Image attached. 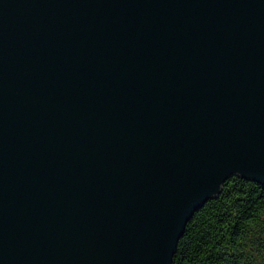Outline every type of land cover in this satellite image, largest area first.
<instances>
[{
	"label": "water",
	"instance_id": "obj_1",
	"mask_svg": "<svg viewBox=\"0 0 264 264\" xmlns=\"http://www.w3.org/2000/svg\"><path fill=\"white\" fill-rule=\"evenodd\" d=\"M232 175L264 183V0H0V264H172Z\"/></svg>",
	"mask_w": 264,
	"mask_h": 264
},
{
	"label": "trees",
	"instance_id": "obj_2",
	"mask_svg": "<svg viewBox=\"0 0 264 264\" xmlns=\"http://www.w3.org/2000/svg\"><path fill=\"white\" fill-rule=\"evenodd\" d=\"M172 264H264V183L228 177L186 223Z\"/></svg>",
	"mask_w": 264,
	"mask_h": 264
}]
</instances>
